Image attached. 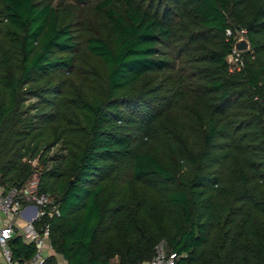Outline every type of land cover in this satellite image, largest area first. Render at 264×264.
<instances>
[{"label": "trees", "instance_id": "trees-1", "mask_svg": "<svg viewBox=\"0 0 264 264\" xmlns=\"http://www.w3.org/2000/svg\"><path fill=\"white\" fill-rule=\"evenodd\" d=\"M95 7L0 0V185L56 200L67 264H264V0Z\"/></svg>", "mask_w": 264, "mask_h": 264}, {"label": "built area", "instance_id": "built-area-1", "mask_svg": "<svg viewBox=\"0 0 264 264\" xmlns=\"http://www.w3.org/2000/svg\"><path fill=\"white\" fill-rule=\"evenodd\" d=\"M56 217H59L58 203L37 190L36 177L21 189L0 185V264H42L53 252L51 220ZM15 237L26 245H34L35 254L30 259L14 257L9 244ZM176 258V254L166 252L160 245L151 261L143 264H175Z\"/></svg>", "mask_w": 264, "mask_h": 264}, {"label": "rangeland", "instance_id": "rangeland-1", "mask_svg": "<svg viewBox=\"0 0 264 264\" xmlns=\"http://www.w3.org/2000/svg\"><path fill=\"white\" fill-rule=\"evenodd\" d=\"M99 0H85V2L80 3L81 0H53V3L55 5H60L64 8L65 12L70 14L73 18H79V16H83V18H87L91 23H93L94 20L98 19V10L95 7V4ZM237 38L244 37L243 33L241 31H238L236 34ZM238 56L236 54H230L227 57L229 65L233 67L237 66ZM33 100H30V102ZM55 150H53L52 153H54ZM36 164V162H34ZM162 246V248L169 252L168 248V242L167 240H161L159 241L153 248V252L150 255V261L156 254V249L159 246ZM149 262V261H148ZM111 264H119V256L114 255L110 259Z\"/></svg>", "mask_w": 264, "mask_h": 264}, {"label": "water", "instance_id": "water-1", "mask_svg": "<svg viewBox=\"0 0 264 264\" xmlns=\"http://www.w3.org/2000/svg\"><path fill=\"white\" fill-rule=\"evenodd\" d=\"M249 42L245 37L238 38L234 42V51L240 52V51H245L249 49Z\"/></svg>", "mask_w": 264, "mask_h": 264}, {"label": "crops", "instance_id": "crops-1", "mask_svg": "<svg viewBox=\"0 0 264 264\" xmlns=\"http://www.w3.org/2000/svg\"><path fill=\"white\" fill-rule=\"evenodd\" d=\"M53 257L57 264H67L65 260L58 254H54V252H50L47 257ZM46 257V258H47Z\"/></svg>", "mask_w": 264, "mask_h": 264}]
</instances>
